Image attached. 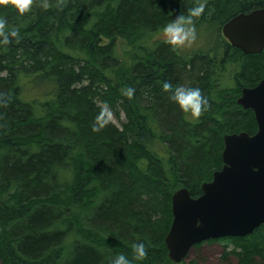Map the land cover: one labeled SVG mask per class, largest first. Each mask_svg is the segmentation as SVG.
Returning <instances> with one entry per match:
<instances>
[{"label":"trees","instance_id":"obj_1","mask_svg":"<svg viewBox=\"0 0 264 264\" xmlns=\"http://www.w3.org/2000/svg\"><path fill=\"white\" fill-rule=\"evenodd\" d=\"M46 2L23 15L0 5L6 31L20 36L0 44V264H109L121 253L132 264H183L164 243L172 193L200 194L222 165L223 134L256 131L236 98L262 78L264 48L243 53L221 26L264 0H207L197 40L179 49L160 32L197 0ZM165 81L198 87L207 111L196 120L182 112ZM100 103L123 109L121 126ZM102 112L108 123L93 131ZM208 240L232 244L223 257L237 264H264V222ZM140 242L147 257L136 260Z\"/></svg>","mask_w":264,"mask_h":264},{"label":"water","instance_id":"obj_2","mask_svg":"<svg viewBox=\"0 0 264 264\" xmlns=\"http://www.w3.org/2000/svg\"><path fill=\"white\" fill-rule=\"evenodd\" d=\"M228 43L243 53L264 48V6L239 12L221 26ZM236 103L253 111L256 131L224 133L222 165L201 193L179 187L171 195L172 219L164 237L167 256L180 262L198 242L244 236L264 222V74L240 90Z\"/></svg>","mask_w":264,"mask_h":264},{"label":"clouds","instance_id":"obj_3","mask_svg":"<svg viewBox=\"0 0 264 264\" xmlns=\"http://www.w3.org/2000/svg\"><path fill=\"white\" fill-rule=\"evenodd\" d=\"M66 0H58V6H62ZM11 4L17 11L23 15L30 12L34 4V0H0V5ZM207 0H197L191 7L186 9V14L181 13L170 22H168L162 29V37L165 43L169 44L173 49L190 47L197 40V30L195 20L203 15ZM43 7H49L46 0L42 4ZM7 20L0 17V44L8 45L11 43V38H15L19 42V30L12 28L6 31ZM165 92H170V99L179 106L182 112L187 113L194 120L199 119L209 107L208 98L205 97L198 87H189L184 85H173L165 81L162 85ZM122 94L131 99L134 95L135 89L128 87L122 89ZM3 94H0L2 96ZM10 99V98H9ZM6 106L7 101H3ZM108 123L105 113H101L97 117L96 123L93 125V131H100ZM133 251V259L142 260L147 257V248L143 242L133 243L131 245ZM109 264H132L123 253L118 254L111 259Z\"/></svg>","mask_w":264,"mask_h":264},{"label":"rangeland","instance_id":"obj_4","mask_svg":"<svg viewBox=\"0 0 264 264\" xmlns=\"http://www.w3.org/2000/svg\"><path fill=\"white\" fill-rule=\"evenodd\" d=\"M162 36V31L160 32ZM125 40L118 39V44L121 47L124 59L127 60V52L124 48ZM104 108L108 119L117 126H121V122L125 120L126 114L123 109H120L116 115L114 111L109 109L106 105L100 103ZM232 248V244H226L221 241H203L198 247L191 248L188 255L181 260L183 264H188L192 259L195 260L196 264H237V256L230 254L227 257H223L224 251H229Z\"/></svg>","mask_w":264,"mask_h":264},{"label":"flooded vegetation","instance_id":"obj_5","mask_svg":"<svg viewBox=\"0 0 264 264\" xmlns=\"http://www.w3.org/2000/svg\"><path fill=\"white\" fill-rule=\"evenodd\" d=\"M225 38V37H224ZM226 40V39H225Z\"/></svg>","mask_w":264,"mask_h":264}]
</instances>
